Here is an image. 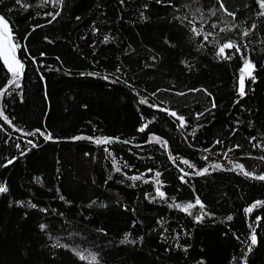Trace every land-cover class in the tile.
<instances>
[{"label":"trees","instance_id":"trees-1","mask_svg":"<svg viewBox=\"0 0 264 264\" xmlns=\"http://www.w3.org/2000/svg\"><path fill=\"white\" fill-rule=\"evenodd\" d=\"M22 2L30 7L0 0L25 64L20 87L0 98L12 122L0 118V183L8 187L0 194V264H89L77 252L95 254L96 264H264V223L255 220L264 217V181L233 167L264 174V17L256 0H224L236 19L218 0ZM56 12L55 20L47 15ZM229 40L242 52L219 58ZM245 59L255 82L242 73ZM10 78L0 60V87ZM36 129L52 139L24 134ZM182 160L208 171L195 175ZM197 198L207 214L169 206ZM253 227L258 242L248 252Z\"/></svg>","mask_w":264,"mask_h":264},{"label":"snow or ice","instance_id":"snow-or-ice-1","mask_svg":"<svg viewBox=\"0 0 264 264\" xmlns=\"http://www.w3.org/2000/svg\"><path fill=\"white\" fill-rule=\"evenodd\" d=\"M56 3H63V0H55ZM157 2H160V0H157ZM16 3L18 5H21L22 7L25 8V10H27L30 6L26 3H23L22 0H16ZM219 3V7L220 9H222L227 15L231 16L233 19H236V14L230 10L227 9L224 0H218ZM257 5L259 6L260 11L257 13L258 16L264 17V0H256ZM47 15L52 17V20H55L57 16L60 15L59 12H56L55 14L53 13H48ZM212 15H215V12L212 13ZM79 19V18H78ZM51 23V20L49 21ZM191 23V22H190ZM213 28L216 27L215 24L212 25ZM256 28V25L253 24L251 26V30H254ZM35 30V28L33 29ZM221 31H225V29H221ZM249 31H244L242 33V35L244 37H247L249 35ZM192 32L196 35V36H201L202 35V30L193 26L192 28ZM211 35V33H207V34H203V39L205 41L208 40V37ZM108 37H105V41H107ZM20 48V45H18L15 42V37L13 34V29L10 26L9 21L5 18V16L0 15V60H2L4 66L6 67L8 73H10L11 78L7 81V83L3 86L0 87V98L6 96V95H11V91L10 89L14 86L15 88H19L20 87V80L22 79L23 75H24V69H25V64L24 62L17 56V52ZM235 49L236 52L240 53L242 52V45H240L237 42L234 41H227L222 43L218 50H217V56L219 58H223V59H230V55L226 52V50H232ZM26 50V49H25ZM33 62H35V58H33ZM255 69V65L248 59H245V63H244V68L242 69V73H246L247 76L249 78L252 79L253 82H255V77L253 76V71ZM119 70V69H118ZM91 75V74H89ZM43 79V77H41ZM191 91H196L195 89L191 90ZM245 75L242 74L240 76L239 79V95L240 97H243L245 95ZM153 95H155V93H153ZM177 95H184V93H177ZM139 103L141 104H146L147 103V99L146 98H141ZM149 107L152 108H156L159 111H163V112H167L168 115L175 117L177 120H179V127L183 128L187 126V122L185 120V118L181 115H178L175 111H170L169 109L166 108H160L159 105L156 104H149ZM212 107H216L215 103L213 102ZM204 113H197V119H199L201 116H203ZM0 118H2L6 123H8L10 126L12 124L11 120L9 119V117L7 115H5L3 110H0ZM150 123V122H149ZM148 127V124H144L142 125L138 131L140 132H144L146 130V128ZM25 135H29V136H35L37 134H39L40 136H43V138L45 140H51L52 139V134L50 132H47V130H41V129H36L33 132H27L24 133ZM194 134V133H193ZM73 139H94V142L97 145H106V144H110L113 142L112 138L109 137H96V138H92V137H74ZM152 139H154V137L150 136L149 140L151 141ZM157 142H160L163 144V146L165 148H167V142L166 141H159L158 138ZM252 139L255 138H250V142ZM29 144H32L33 147H36V144H33V142L31 140L28 141ZM125 143H127V141H125ZM217 144L222 143V141H216ZM17 147H19V145H17ZM236 148L239 147V145L235 146ZM254 147H261V145L256 144L254 145ZM105 151H108L107 148H105ZM229 151H232V149H229ZM24 153L22 152L21 155H23ZM109 155H111V153H109ZM225 156H227V152L224 153ZM171 158V157H170ZM205 159H207V157H204ZM264 159V158H262ZM14 162V158L13 159H9L6 164L2 165L4 167H7L9 164H12ZM183 164L188 165L189 168H192L194 170V174L195 175H204L205 173H207L208 168H204L202 170H195V165L191 164L188 160H182L181 161ZM113 167L115 168V170L117 172H119L121 169L120 167L117 166V162L115 161V159L113 160ZM210 167L214 168V169H219L221 168L220 164H212L210 165ZM235 169H239L241 173H243V175L256 179V180H260V181H264V174H259V175H255L254 173L248 171L245 169V167L241 164H235L233 166ZM149 171H151V169H149ZM183 172V170H181ZM160 173L156 172L155 173V183L157 185H160ZM190 175V173L188 172H184L183 176H181V180H184L185 176ZM131 179L133 180H139L141 179L140 176H134L131 177ZM8 192V187L6 186V184L4 183H0V194L2 193H6ZM156 195L163 199L165 197V193L163 191L160 190V187L158 186L156 188ZM61 199H63V197H61ZM31 207L35 208L36 205L32 204L30 205ZM170 207H176L179 208L182 211L188 212L190 215L192 214V212L190 211L191 209L195 208L196 206H200L201 212L203 214H207L204 213V207L203 204L201 202V200L199 198H197L195 200L194 203H187L185 205H180V204H171L169 205ZM261 202L257 201L256 203H254L252 206L248 207L245 209L246 213L251 214L254 209L261 207ZM43 211V210H42ZM203 218V215L196 217L197 221H199L200 219ZM227 219L230 221L232 219L231 216L227 217ZM256 220V224L259 225L261 223H264V217L261 216H257L255 218ZM41 229H45L46 225H40ZM125 239H127V236L125 237ZM251 244L248 247V252L252 251L253 246H255L257 244V232H256V228L253 227L251 229V235L249 237ZM60 246V245H57ZM77 255L79 256V258L81 260H88L89 264H96L97 262V257L95 254L92 253H88L87 255L81 254L80 252H77ZM245 255H247V253H245Z\"/></svg>","mask_w":264,"mask_h":264},{"label":"water","instance_id":"water-1","mask_svg":"<svg viewBox=\"0 0 264 264\" xmlns=\"http://www.w3.org/2000/svg\"><path fill=\"white\" fill-rule=\"evenodd\" d=\"M0 15H2V14L0 13Z\"/></svg>","mask_w":264,"mask_h":264}]
</instances>
